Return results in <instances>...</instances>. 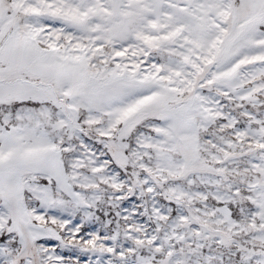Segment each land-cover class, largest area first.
Returning a JSON list of instances; mask_svg holds the SVG:
<instances>
[{"label":"snow or ice","instance_id":"6c2138e0","mask_svg":"<svg viewBox=\"0 0 264 264\" xmlns=\"http://www.w3.org/2000/svg\"><path fill=\"white\" fill-rule=\"evenodd\" d=\"M0 264H264V0H0Z\"/></svg>","mask_w":264,"mask_h":264}]
</instances>
